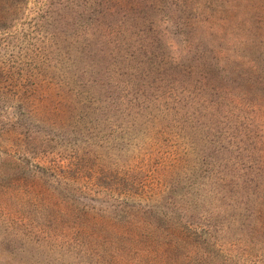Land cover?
Here are the masks:
<instances>
[{
  "label": "rangeland",
  "instance_id": "1",
  "mask_svg": "<svg viewBox=\"0 0 264 264\" xmlns=\"http://www.w3.org/2000/svg\"><path fill=\"white\" fill-rule=\"evenodd\" d=\"M0 264H264V0H0Z\"/></svg>",
  "mask_w": 264,
  "mask_h": 264
}]
</instances>
